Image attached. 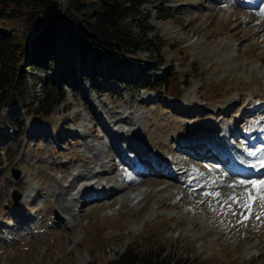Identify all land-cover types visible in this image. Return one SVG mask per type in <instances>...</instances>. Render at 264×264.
I'll use <instances>...</instances> for the list:
<instances>
[{"label": "rangeland", "instance_id": "obj_1", "mask_svg": "<svg viewBox=\"0 0 264 264\" xmlns=\"http://www.w3.org/2000/svg\"><path fill=\"white\" fill-rule=\"evenodd\" d=\"M58 2L65 7L66 0ZM143 7L165 41L163 67H174L166 89L137 88L150 73L163 75L149 71L147 62L155 65L156 58L147 50L127 63L108 55L99 59L92 51L82 61L68 41L58 55L70 61L64 68L75 79L65 82V100L54 118L26 114L18 133L3 122L5 109L1 112L0 264H119L129 247L161 251L173 262L264 264V202L254 201L249 210L244 195L256 193L250 184L236 183L257 177L228 167L254 149L240 136L264 129V3L248 8L233 0H147ZM41 17L27 21L16 13L1 25L21 38ZM22 68L40 72L25 63ZM28 81L34 88L32 78ZM186 145L199 154L197 147L214 145L230 162L198 158L182 151ZM11 147L19 150L8 154ZM142 156L180 163L170 166L173 177L135 169L118 175L110 186L130 183L131 189L97 201L93 198L103 191L88 192L90 201L81 207L79 187L91 181L80 184L75 176L108 169L112 160L119 165L121 157L146 171ZM204 161L212 162L202 166ZM160 177L177 185L159 190L163 184L152 182ZM199 186L212 188L197 191ZM150 191L154 195L147 199ZM65 205L69 210L61 211Z\"/></svg>", "mask_w": 264, "mask_h": 264}, {"label": "trees", "instance_id": "obj_2", "mask_svg": "<svg viewBox=\"0 0 264 264\" xmlns=\"http://www.w3.org/2000/svg\"><path fill=\"white\" fill-rule=\"evenodd\" d=\"M146 1L66 0L63 8L58 0H0V116L5 109L3 122L19 133L26 114L54 118L65 100V82L75 79L71 71L67 73L64 68L70 61L66 57L61 62L58 55L68 41L73 42L82 61L92 51L99 59L108 55L114 62L127 63L136 61L139 51L147 50L156 58L155 65L147 62L149 71L162 70L163 75L150 73L148 80L137 88L166 89L174 67H163L166 65L162 51L165 41L151 23L150 11L143 7ZM16 13L28 17L27 21L30 18L36 21L37 13L42 17L34 21L28 35L20 38L1 25ZM34 28L40 31L33 36ZM23 63L44 72L45 76L40 72H27L22 68ZM40 76L44 79L42 93L36 89ZM29 78L33 80L32 89ZM120 80L126 82L122 77ZM6 137L2 135L4 140ZM6 150L10 154L19 148ZM162 253L129 247L119 264H193L189 258L173 262L171 258L162 257Z\"/></svg>", "mask_w": 264, "mask_h": 264}, {"label": "bare ground", "instance_id": "obj_3", "mask_svg": "<svg viewBox=\"0 0 264 264\" xmlns=\"http://www.w3.org/2000/svg\"><path fill=\"white\" fill-rule=\"evenodd\" d=\"M252 17L254 16L255 17V13L254 14H252L251 15ZM252 17H249V20L250 19H253ZM260 23V22H259ZM262 25V24H261ZM83 63H81V65H82ZM89 67V66H88ZM86 71V70H85ZM234 107V106H233ZM219 130H221V129H219ZM40 132H42V131H40ZM39 132V133H40ZM49 135H50V133L49 132H47ZM122 135L123 134H119V136L120 137H122ZM221 138H224V136H221ZM239 139H240V137H239ZM142 141V140H141ZM128 143V142H127ZM127 146H128V148L130 149V148H133L132 150H136L137 151V153L139 152V148L138 147H136L135 146V148H134V145L133 144H131V143H128L127 144ZM208 146H210V145H208ZM208 146H202V147H197L196 148V150H197V152H200V153H202V154H199V153H195L194 151H193V149H191L190 148V145H186V146H184V148H183V150L182 151H193L192 153V155H194V156H196V157H198V158H209L210 160H214L215 161V159H217V160H222L221 159V157H220V155H218L217 153H214L213 152V147H214V145H212V146H210V147H208ZM200 148H202V149H200ZM208 153L210 154V155H208ZM221 154H223V153H221ZM145 156V155H144ZM163 157V156H162ZM161 157V159H159V164H160V166L163 168H160V167H156L155 165H154V162H152L151 160H149L147 157H143L142 156V162L144 163V164H146L149 168H148V170H146V171H144L143 172V174L144 173H149V174H158V175H162V174H165V175H167V176H169L170 177V175H171V177H173L172 176V173L169 171V170H171V168L170 167H168L167 169H166V167L167 166H171L172 167V163H174V164H177V163H180L178 160L176 161V160H170V159H168L167 157L166 158H162ZM254 159H256L255 157H254ZM89 160H90V158H89ZM126 160H127V163H126ZM225 160V159H224ZM121 161H122V163H125V164H128V166H130L131 165V167L130 168H133L134 167V165H133V163L130 161V160H128V159H126L125 157H121ZM91 162V161H90ZM209 162H212V161H204L201 165L202 166H206ZM223 162V161H222ZM93 163H94V165H95V167H97L98 166V162H94L93 161ZM112 163H114V167H113V165H112ZM89 164V163H88ZM88 164H84V166H88ZM166 165V167H164V166H162V165ZM118 164L116 163V161H111V166L108 168V169H106V168H104V167H102L101 169L99 168L95 173H93L91 176H89L88 174H78L77 176H75V180H80V182L81 181H84V180H89V181H91V183L93 184L94 183V181H95V183L92 185L91 183H89V184H86V185H84V186H82V187H79V191H80V195H79V197H78V199H79V201H81V203L82 202H85V204L83 205V206H81V207H85V205H86V203L88 202V201H90V200H88V199H90L89 197H87L86 195H87V193L88 192H91V193H95V192H97V191H107V188H109L108 190L110 191L109 193H107V194H102V195H100V196H97V197H95V198H93V199H96L95 201H97V199H98V197H100L98 200H102L103 198H105V197H112V196H114V195H117L118 193H120V192H123V191H126V190H129V189H131V187H132V184H125V183H123V184H121L120 185V187H113V186H110V182H113V181H115L114 179L116 178V179H118V174L119 175H126V171L125 170H119L118 171ZM184 167H186V164L185 165H183ZM182 166V167H183ZM99 167V166H98ZM183 167V168H184ZM115 168V169H114ZM181 168V167H180ZM152 169H154V170H152ZM112 170L114 171L113 173H112ZM118 171V172H117ZM149 171H151V172H149ZM165 171L167 172V173H165ZM171 173V174H170ZM231 173H238L237 171H235V170H231ZM255 175V174H254ZM245 176H250V175H245ZM104 177H106V182L103 180L104 179ZM146 179V178H145ZM155 180H154V182H152L153 184L154 183H156V184H163V186L162 187H160L159 188V190H162V189H166V188H168V187H172V186H175V185H177V183L176 182H174V181H166L163 177H160V178H154ZM156 179H164V181L163 180H161V181H157ZM131 182H134V181H131ZM140 182H142L141 184H148V183H146L147 182V180H141ZM159 182V183H158ZM75 183V182H74ZM135 183V182H134ZM165 184V185H164ZM94 185H97V187H94ZM79 186V184L77 185L76 184V187L75 188H77ZM198 188H199V190H198ZM196 190L197 191H201V190H205V189H208V188H212V187H206V186H200V187H198ZM133 189V188H132ZM96 190V191H95ZM121 194V193H120ZM153 195H154V193H152L151 191L150 192H148V193H146L145 194V197L147 198V199H150V197L152 198L153 197ZM94 197V196H93ZM140 200H141V198H139ZM207 197L204 199V202H206L207 201ZM216 199L219 201V202H221L222 200H223V196L222 195H219V196H216ZM184 201V200H183ZM185 201H188V202H190V201H192L191 199H185ZM111 204V203H110ZM79 207V206H78ZM102 207V206H101ZM61 208V211L63 210V211H66V210H69V206H61L60 207ZM77 209V208H76ZM79 210H81V209H79Z\"/></svg>", "mask_w": 264, "mask_h": 264}, {"label": "snow or ice", "instance_id": "obj_4", "mask_svg": "<svg viewBox=\"0 0 264 264\" xmlns=\"http://www.w3.org/2000/svg\"><path fill=\"white\" fill-rule=\"evenodd\" d=\"M261 15H264V8L261 9L260 12ZM249 156H256L257 153L254 151H249L247 153ZM260 167L264 168V159H261L257 164H253L252 167ZM239 185H251L253 190L255 191L256 195L253 196L251 192H247L244 195L245 200V207H247L249 210L251 208V205L254 201L259 200L261 202H264V180H239L236 182ZM216 196H219V193L215 194ZM229 199H235V197H229ZM261 215H264V213H261ZM244 219H248V217H244ZM242 223V221H241Z\"/></svg>", "mask_w": 264, "mask_h": 264}, {"label": "water", "instance_id": "obj_5", "mask_svg": "<svg viewBox=\"0 0 264 264\" xmlns=\"http://www.w3.org/2000/svg\"><path fill=\"white\" fill-rule=\"evenodd\" d=\"M18 197H20L19 193L18 192H15V198L17 199Z\"/></svg>", "mask_w": 264, "mask_h": 264}]
</instances>
